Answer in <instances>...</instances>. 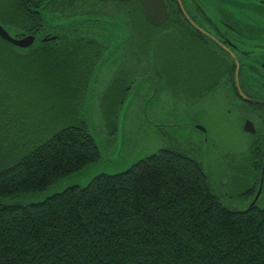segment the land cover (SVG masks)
<instances>
[{
  "label": "trees",
  "instance_id": "obj_1",
  "mask_svg": "<svg viewBox=\"0 0 264 264\" xmlns=\"http://www.w3.org/2000/svg\"><path fill=\"white\" fill-rule=\"evenodd\" d=\"M14 13L0 22L16 37L29 35L33 18L23 21ZM71 60L61 51L36 43L21 49L0 37V67L22 68L12 79L26 76L25 68L35 64L67 69ZM0 77H8L3 68ZM122 87L123 99L106 104L113 135L129 90ZM5 117L0 112V146L4 130L22 129ZM77 120L57 131L41 129L32 146L24 142L29 152L19 161L0 162V264H264V208L226 205L198 153L163 148L123 173L101 174L87 186H71L40 202H14L98 160L86 122ZM246 168L260 179L259 166Z\"/></svg>",
  "mask_w": 264,
  "mask_h": 264
},
{
  "label": "rangeland",
  "instance_id": "obj_2",
  "mask_svg": "<svg viewBox=\"0 0 264 264\" xmlns=\"http://www.w3.org/2000/svg\"><path fill=\"white\" fill-rule=\"evenodd\" d=\"M13 6L9 0H0V20L10 18ZM139 45L143 47L139 49V63L132 67L138 66L133 73L140 72L149 65H156L159 72L164 74L166 70L161 66L168 64L165 62V45L150 47L149 36L146 35L139 36ZM145 52L147 57H144ZM112 54L116 56L113 51ZM196 54L194 51L187 53L186 59L175 58L173 63L192 65L193 68L204 67L206 70L203 59H199ZM46 65L26 67L27 75L14 79L10 74H18L22 69L20 66L6 63L0 67L8 75L0 77L3 101L0 112L6 114L8 123H20L22 126L17 132L4 130L6 133L3 134L5 139L0 146V162L9 164L19 161L29 152L24 148V142L32 146L31 140L38 139L41 129L51 126L57 131L65 123L77 119L86 122L88 131L98 143L100 156L97 161L65 177L47 190L20 196L14 202L29 204L43 201L73 185L87 186L102 173L123 172L163 148H175L185 153H198L216 193L226 205L234 210L248 209L251 198L246 197V191L255 187V182L259 183V173L252 168L247 172L243 163L244 157L250 154L246 146L249 138L239 129L236 114L232 116L226 113L228 102L217 100L212 105L208 104L206 110L200 111L196 105L198 103H195V80L191 84H183V81L173 83L174 97H171L172 89L162 79V75L150 79L148 76L140 77V74L133 84H111L120 67V62L116 59L104 64L102 70H96V78L92 79L91 84H80L68 79V66L66 69L53 63ZM186 76L192 77L187 73ZM122 86H128L129 90L119 106L117 130L113 135L112 128L107 126L106 104L109 108V102L123 99ZM12 114L22 115V120ZM194 121L209 129L210 139L217 142V148L209 142H204V145L198 143V140H204V133L193 126ZM19 132L23 135L18 134ZM261 183L259 205L264 208V177Z\"/></svg>",
  "mask_w": 264,
  "mask_h": 264
},
{
  "label": "flooded vegetation",
  "instance_id": "obj_3",
  "mask_svg": "<svg viewBox=\"0 0 264 264\" xmlns=\"http://www.w3.org/2000/svg\"><path fill=\"white\" fill-rule=\"evenodd\" d=\"M9 1L14 4L12 13L18 12L23 21L33 18L35 26L29 35L36 37V44L41 49L61 51L73 59L68 79L91 84L96 78V70H102L104 64L116 59L120 67L111 84H133L140 74V77L148 76L150 79L162 75L172 89L171 97H174L173 83L183 81V84H191L195 80V103H198L200 111L217 100L228 102L226 113L236 114L239 129L249 138L246 146L250 154L244 157L243 163L256 164L261 169L259 183L255 182L256 186L246 191V197L251 198L248 209L261 207L259 199L264 177V0H164L169 18L162 25L147 20L141 0ZM145 35L149 36L150 47L165 45V62L168 64L161 66L166 70L164 74L156 65H149L136 75L133 73L138 66L132 67L139 63V49L143 47L139 45V36ZM41 42L46 45H40ZM112 51L116 56L111 55ZM193 51L203 59L206 70L204 67L173 63L175 58L186 59V54ZM147 52L144 57H147ZM186 73L192 77H187ZM193 126L204 133V140H198L200 145L209 142L217 148V142L210 139L208 128L202 130L197 121ZM253 188L255 191L251 194Z\"/></svg>",
  "mask_w": 264,
  "mask_h": 264
},
{
  "label": "water",
  "instance_id": "obj_4",
  "mask_svg": "<svg viewBox=\"0 0 264 264\" xmlns=\"http://www.w3.org/2000/svg\"><path fill=\"white\" fill-rule=\"evenodd\" d=\"M141 1L143 2L144 7H145L146 18L150 23H153L155 25H162L167 21V19L169 18V12H168L167 5H166L164 0H141ZM0 37H2L4 40L12 43L13 45H15L21 49H27L36 43V37L34 35H26V36L18 38L16 36H14L9 31V29L6 28L2 23H0ZM199 127L202 130H206V128L204 126H199ZM92 137L95 140L97 147L99 149V146H98V143H97L95 137L93 135H92ZM99 152H100V149H99ZM129 169H127V170H129ZM127 170H125V171H127ZM125 171H123V172H125ZM123 172H120V173H123ZM120 173H117V174H120ZM102 174H107V173H102ZM109 175H115V174H109ZM259 195H260V193L258 194L257 198H259ZM254 204H255V202L252 205H254Z\"/></svg>",
  "mask_w": 264,
  "mask_h": 264
}]
</instances>
